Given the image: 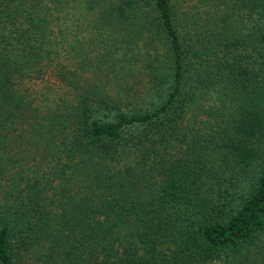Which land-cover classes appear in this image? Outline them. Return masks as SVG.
Returning a JSON list of instances; mask_svg holds the SVG:
<instances>
[{"label": "trees", "instance_id": "1", "mask_svg": "<svg viewBox=\"0 0 264 264\" xmlns=\"http://www.w3.org/2000/svg\"><path fill=\"white\" fill-rule=\"evenodd\" d=\"M0 264H264V0H0Z\"/></svg>", "mask_w": 264, "mask_h": 264}]
</instances>
